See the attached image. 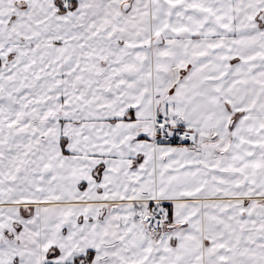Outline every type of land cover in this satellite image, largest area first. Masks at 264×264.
I'll list each match as a JSON object with an SVG mask.
<instances>
[{
    "label": "snow or ice",
    "instance_id": "6c2138e0",
    "mask_svg": "<svg viewBox=\"0 0 264 264\" xmlns=\"http://www.w3.org/2000/svg\"><path fill=\"white\" fill-rule=\"evenodd\" d=\"M0 264H264V0H0Z\"/></svg>",
    "mask_w": 264,
    "mask_h": 264
}]
</instances>
